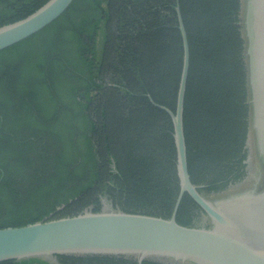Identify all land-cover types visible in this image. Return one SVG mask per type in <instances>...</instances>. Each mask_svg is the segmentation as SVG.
Listing matches in <instances>:
<instances>
[{"label":"trees","instance_id":"obj_1","mask_svg":"<svg viewBox=\"0 0 264 264\" xmlns=\"http://www.w3.org/2000/svg\"><path fill=\"white\" fill-rule=\"evenodd\" d=\"M49 1L0 0V27ZM243 1L75 0L51 25L0 51V228L102 212L103 198L126 213L171 218L180 193L174 125L152 100L176 112L184 63L178 5L191 51L190 176L203 195L236 190L247 175L251 130ZM201 217L186 193L177 222L200 226Z\"/></svg>","mask_w":264,"mask_h":264},{"label":"water","instance_id":"obj_2","mask_svg":"<svg viewBox=\"0 0 264 264\" xmlns=\"http://www.w3.org/2000/svg\"><path fill=\"white\" fill-rule=\"evenodd\" d=\"M75 0H50L25 19L0 27V51L42 31L60 18ZM242 25L246 39L248 103L251 130L247 175L234 191L203 195L191 179L184 112L191 51L178 5L184 63L174 125L180 193L170 219L116 210L105 199L102 212L85 211L47 218L23 227L0 228V263L30 258L60 264L58 256L123 257L168 264H264V0H244ZM205 212L200 226L185 227L177 213L185 194ZM208 223V226H207Z\"/></svg>","mask_w":264,"mask_h":264},{"label":"flooded vegetation","instance_id":"obj_3","mask_svg":"<svg viewBox=\"0 0 264 264\" xmlns=\"http://www.w3.org/2000/svg\"><path fill=\"white\" fill-rule=\"evenodd\" d=\"M248 149V148H247ZM248 153H249V151H248ZM249 156V155H248ZM248 159V158H247ZM247 161V160H246ZM245 164H246V162H245ZM249 166L250 165H248V164H246V168H247V170L249 169ZM261 188H264V182L263 183H261ZM235 187V186H234ZM234 187L233 186H231V189H234ZM121 259H122V262H120V263H117V264H129L130 262H132V263H134V264H139L138 263V260L137 259H130V258H123V257H120ZM59 263H60V261H59ZM61 264V263H60ZM142 264H168V263H163V262H160V261H157V260H145Z\"/></svg>","mask_w":264,"mask_h":264},{"label":"rangeland","instance_id":"obj_4","mask_svg":"<svg viewBox=\"0 0 264 264\" xmlns=\"http://www.w3.org/2000/svg\"><path fill=\"white\" fill-rule=\"evenodd\" d=\"M104 202H105V198L102 199V204L104 205Z\"/></svg>","mask_w":264,"mask_h":264}]
</instances>
